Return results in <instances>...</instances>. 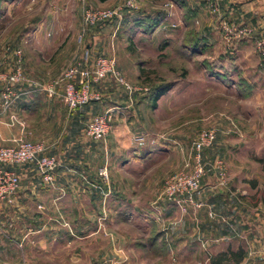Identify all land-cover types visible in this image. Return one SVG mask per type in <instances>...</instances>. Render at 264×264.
<instances>
[{"label": "crops", "instance_id": "obj_1", "mask_svg": "<svg viewBox=\"0 0 264 264\" xmlns=\"http://www.w3.org/2000/svg\"><path fill=\"white\" fill-rule=\"evenodd\" d=\"M5 2V7H8L14 0ZM179 5L183 10L199 12L193 3L186 0ZM223 6L225 14L234 22L253 28L264 27V0H224ZM210 26V20H205L202 32L205 36L201 37V44L208 47L213 44L206 35ZM46 28V22H37L32 29L24 66L25 74L29 75L30 66L34 69L40 58L50 55L47 48L57 46L48 57L55 60L51 70L45 73L50 82L72 61L80 59L83 46H77L69 54L68 63L61 68L56 63L61 61L58 56L63 51L59 48L61 44L42 38ZM175 39L166 38L155 43L159 45L162 41ZM94 44L88 42L84 46L92 58L96 57ZM26 78L33 84L38 83L33 77ZM38 84L40 87L26 85L29 93L21 99L25 103L20 117L26 123L25 130L29 131L33 127L30 115L34 110L38 111V116L46 111L38 123L39 135L29 140L42 143L44 153L57 158L60 165L51 184L41 180L30 162L16 167L20 176L28 180L19 186L13 204L0 203V264H92L97 237H123V243L121 239L117 246L113 244V248L118 247L122 253L127 249L126 228L129 224L140 228L138 240L130 245L139 252L160 244L165 252L180 255L178 261L181 264H264V208L259 219L261 229L254 231L250 227L254 217L248 211L251 206H248L246 197H223L208 192V196L200 200L209 203L216 211L223 207L224 214L227 212L235 223L238 219L245 221L242 227L236 225L230 230L215 228L213 232L203 228L207 221L204 210H200L194 219L202 229H191L190 214L180 218L177 206L160 198L165 177L183 165V154L175 149L180 143L168 137L164 141L152 144L148 140L139 145L133 138L144 133L137 123L145 117L149 121L154 119L151 108L159 107L162 99H169L175 92L174 88L153 105L150 95L143 90L129 94L112 78H107L95 86L100 95L98 101L71 111L62 99L58 100L59 94L51 97L44 92L42 87L47 82ZM42 92L44 95L39 96L38 93ZM14 107L9 115L14 113ZM106 110L112 111L108 136L100 141L87 138L84 133L86 123L93 115ZM14 111L19 116V108H14ZM0 113L4 121L0 125V146H4L10 144L12 138L22 135V131L17 126L8 125L9 115L1 107ZM161 142L165 143L164 146ZM102 166L107 167V181L98 174ZM241 205H245L244 211ZM209 237H216L215 241L209 242ZM105 244L107 246V241ZM238 250L241 258L234 261L230 252ZM140 259L143 262V258ZM159 259L156 258V264H162L163 260ZM124 261L130 264L128 259Z\"/></svg>", "mask_w": 264, "mask_h": 264}, {"label": "rangeland", "instance_id": "obj_2", "mask_svg": "<svg viewBox=\"0 0 264 264\" xmlns=\"http://www.w3.org/2000/svg\"><path fill=\"white\" fill-rule=\"evenodd\" d=\"M181 1L135 0V8L124 9L121 12V20L114 19L96 23L85 35L83 44H80L78 36L82 28L84 8H114L122 5L124 0H14L13 4L8 7H5V0H0V72H9L13 68L16 57L11 54V51L21 49L26 81L16 88L26 89L28 84L39 86V82L49 83L47 80L49 76L46 77L45 73L51 70L55 60L48 57L57 46L50 45V48H47L50 55L40 58L34 69L29 67L28 73L31 76L25 74L24 66L32 29L37 22H46L48 28L43 30L42 38H46L49 42L55 40L56 43L61 44L59 48L63 51L58 55L61 61H56L61 68L68 63L69 54L73 53L77 46L82 48V45L85 46L89 42L92 45L95 43L94 56L113 57L125 81L132 88H142L150 97L155 85L175 82V92L169 99H162L159 107L151 108L150 113L154 115V119L149 121L145 117V120L137 123V126L140 130H144L143 134H138L144 135L142 144L148 140L153 144L154 141H164L168 137L180 143L179 146L176 144L174 146L177 152L180 151L183 154V165L178 171L168 176L183 171L187 161L192 163L191 143L203 129L216 130L214 142L203 151L206 174L201 180V186L204 193L197 198L201 207L198 209L190 207L186 214L180 213V218L190 214L192 218L189 221L190 228L202 229L200 223L196 224L194 219L200 210H204L207 221L203 228L206 230H213V232L215 228L230 230L235 229L236 225L239 228L244 226L245 221L238 219L237 224L227 212L224 214L223 207L221 211H216L209 203L200 199L203 196L207 197L208 192L223 197L237 196L239 199L246 197L248 206H251L248 211L254 217L250 226L251 230L258 231L261 229L262 224L259 219H261L264 208V51L259 50L257 42L258 40L264 41V27L253 28L245 23L234 22L225 14L224 0L219 1V14L211 12L208 7L209 0H186L189 4L193 3L200 12V14L195 13L192 22L193 29L190 28V30H193L197 37H203L205 36L202 33L203 24L205 20H210L211 29L206 35L213 44L207 47L202 55L189 60L176 54L172 60H167V50L160 48L164 41L159 45L155 42L166 38L180 40L186 37L189 29L186 30L184 27L183 17L186 9L183 10L179 5ZM157 12L159 15H165V21L152 33L137 28L135 31L128 30L138 15L146 18L148 15L155 16ZM223 22L227 24L224 25ZM241 29H247V32L238 36L236 32ZM191 36L195 35L192 33L187 35L189 38ZM131 39L132 44L129 45L128 40ZM7 48L10 51L6 52ZM218 56L220 60L222 59L220 63L230 64L232 62L235 69L229 68L230 71L226 72L218 68H210L214 61L219 60ZM171 65L174 66L173 72L169 70ZM216 72L220 75H216ZM27 76L35 78L38 83L33 84L27 81ZM38 94L39 96L44 95L43 92ZM23 98L25 95L12 106L19 108V116L14 108L13 112L16 113L10 114L15 115L17 120L23 123V126L18 123L10 126L20 128L22 135L12 139H36L39 135L38 123L46 111L38 116V111L34 110L35 112L30 115L33 127H30L29 131L25 130L26 123L20 117L25 103L21 100ZM60 99L62 98H58ZM10 109L7 110V115L11 112ZM164 144L161 142V146ZM218 161L222 162L225 169L224 185H218L219 178L216 176L215 168V163ZM16 167L18 166H13L15 170ZM19 177V186L28 180L20 174ZM241 208L244 211L245 205H241ZM209 213L212 216H209ZM175 224L179 223L175 222ZM139 229L135 225H127V249L123 250V253L117 250L118 247L113 248V244L117 246L119 240L122 239L123 243V237L108 236V239L97 237L95 250L92 253V264H102L105 260H112L114 264H125V258L130 261V264H156L158 257L160 261L163 260L160 262L162 264H181L180 260L178 261L180 255L165 252L160 244L153 248L149 246L145 251L140 249V252L130 248V245L132 246V243L138 240ZM209 238V242H213L216 237ZM240 239L246 242L244 238L240 237ZM81 254L84 255V253ZM204 255H208L207 251ZM141 257L143 262H141Z\"/></svg>", "mask_w": 264, "mask_h": 264}, {"label": "built area", "instance_id": "obj_3", "mask_svg": "<svg viewBox=\"0 0 264 264\" xmlns=\"http://www.w3.org/2000/svg\"><path fill=\"white\" fill-rule=\"evenodd\" d=\"M219 1L209 0L208 7L212 13L219 14ZM135 5V0H124L122 5L114 8H84L82 28L78 36L79 43L83 44L85 35L93 25L114 19L121 20V12L124 9H134ZM223 23L224 25L227 24L226 22ZM245 32H247V29H241L236 34L239 36ZM82 46L80 59L72 61L62 72L52 78L44 88L42 87L48 96L52 97L59 94L66 107L74 111L91 102L98 101L100 95L95 90V86L107 78H112L129 94L143 90L140 87L132 88L125 81L119 73L113 57L99 55L92 58L90 51L84 45ZM257 46L259 50L264 51L263 40H258ZM8 51L10 49L7 48L6 52ZM11 54L16 57L15 65L9 72H0V107L3 112L9 110L18 99L29 93L27 89L16 88V86L26 81L22 67V50H12ZM111 121V110L93 115L84 128L86 137L93 141L104 140L111 130ZM15 123L23 126V123L19 122L15 115H10L8 125L13 126ZM1 124H3V118L0 113ZM215 138V129H203L191 143L192 163L190 164L187 161L183 171L170 175L163 181L160 198L174 203L182 215L186 214L190 207L194 209L201 207V204L197 202V198L203 193L201 180L206 174L203 151L212 145ZM133 140L141 145L144 141V135L135 136ZM44 150L42 143L21 138L12 139L10 144L0 146V203L11 205L16 196L20 177L13 166L30 162L34 165L36 173L44 183L51 184L53 182L54 173L60 162L54 156L46 155ZM215 168L217 171L216 176L219 178L218 185H224L225 169L222 162H216ZM98 174L103 180L107 181L108 170L106 166L99 168ZM209 216H212V214L209 213ZM114 263L112 260L102 262V264Z\"/></svg>", "mask_w": 264, "mask_h": 264}, {"label": "trees", "instance_id": "obj_4", "mask_svg": "<svg viewBox=\"0 0 264 264\" xmlns=\"http://www.w3.org/2000/svg\"><path fill=\"white\" fill-rule=\"evenodd\" d=\"M195 17V12L192 10H187L185 13V16L183 17L184 20V27L187 31L186 37H182L180 40L177 38L174 41H167L163 42L160 46V48L166 49V55L167 60H172L174 55H179L184 58H187L186 60H189L195 56L202 55L204 51L207 49V45L201 44V37H197L196 33L192 28V22L193 18ZM165 21V15H159V12L155 16H146V18L138 17L134 18L133 23L128 28L129 31H135V29L144 30L148 33H152L155 29L161 26V24ZM126 22V20H125ZM128 22V21H127ZM189 33H192L195 36H191V38L187 37ZM129 45L132 44V39L128 40ZM175 51V52H174ZM222 60V59H221ZM220 59L217 61H214L212 66L210 65V68H218L220 70H225L226 72L230 71L229 68L235 69L234 64L232 62L229 64L220 63ZM170 71H174V66H170ZM215 73V72H213ZM216 75H220L216 72ZM175 82H166L165 84H157L154 86V89L152 90L151 95V101L152 104L154 103L163 95H165L169 90L173 89L175 87ZM95 102V101H94ZM92 103V102H91ZM89 105V104H88ZM263 201H264V195H263ZM264 204V203H263ZM230 255L233 257L234 261H237L241 258V251L236 252H230Z\"/></svg>", "mask_w": 264, "mask_h": 264}]
</instances>
